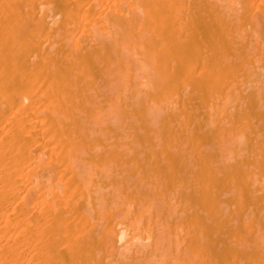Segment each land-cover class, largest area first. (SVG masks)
<instances>
[{"label":"bare ground","instance_id":"bare-ground-1","mask_svg":"<svg viewBox=\"0 0 264 264\" xmlns=\"http://www.w3.org/2000/svg\"><path fill=\"white\" fill-rule=\"evenodd\" d=\"M0 264H264V0H0Z\"/></svg>","mask_w":264,"mask_h":264}]
</instances>
